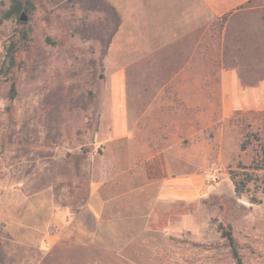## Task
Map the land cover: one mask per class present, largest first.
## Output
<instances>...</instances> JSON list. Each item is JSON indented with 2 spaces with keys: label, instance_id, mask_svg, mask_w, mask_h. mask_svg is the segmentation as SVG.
Instances as JSON below:
<instances>
[{
  "label": "rangeland",
  "instance_id": "374dc122",
  "mask_svg": "<svg viewBox=\"0 0 264 264\" xmlns=\"http://www.w3.org/2000/svg\"><path fill=\"white\" fill-rule=\"evenodd\" d=\"M22 1L29 10L0 25V264H236L223 229H231L243 264H264V110H240L224 119L220 95L224 69H236L246 85L264 81L260 13L240 10L216 19L202 34H191L183 77L177 75L180 65L157 66L156 80L141 79L144 73L154 75L151 64L130 67L138 77L129 82L131 92L136 90L132 101L161 104L167 119L185 127L203 122L206 138H223V150L206 168V181L218 189L194 209L197 227L150 232L116 254L69 240L41 248L38 220L25 217L28 203L40 194V178L46 183L54 179L63 201L80 204L86 196L77 166L102 151L96 138L107 75L117 67L106 64L116 14L108 15L107 0ZM10 5L11 0H0V17ZM133 35L120 34L117 42L127 48L125 37ZM12 42L16 65L10 67L6 54ZM110 55L119 57V52ZM127 55L121 50V59ZM68 152L77 156L70 163L76 171L52 157L45 170L41 155ZM254 157L263 168L239 167L251 165ZM232 170L239 179L253 174L248 192L236 194Z\"/></svg>",
  "mask_w": 264,
  "mask_h": 264
},
{
  "label": "crops",
  "instance_id": "0c3cea01",
  "mask_svg": "<svg viewBox=\"0 0 264 264\" xmlns=\"http://www.w3.org/2000/svg\"><path fill=\"white\" fill-rule=\"evenodd\" d=\"M107 1L111 4L108 15L116 14L117 25L106 64L117 67L107 75L106 103L98 125L96 142L102 151L85 156L77 166L84 175L78 184L85 183L87 190L80 204L63 201L54 179L46 183L40 178V194L28 203L25 217L38 220L41 248L69 240L124 254L150 232L173 233L197 227L194 209L218 189L206 181V168L210 158L221 156L223 138H206L203 122L185 127L171 117L167 119L161 104L132 101L135 88L131 92L129 82L138 77L130 67L151 64L156 72L144 73L141 79L156 80L157 66L180 65L177 75L181 77L188 70L190 35L202 34L216 19L240 10L260 13L264 33V0ZM131 31L134 35L125 37L124 48L117 42L119 35ZM124 49L128 55L121 59ZM113 50L119 57L110 55ZM220 85L224 119L240 110H264L263 80L246 85L236 69H224ZM139 93L147 96L146 90ZM41 157L46 161L45 170L49 171L47 162L52 157L67 161L64 165L76 171L70 165L77 159L74 153ZM60 179L55 178L57 182ZM70 188L69 195L73 192Z\"/></svg>",
  "mask_w": 264,
  "mask_h": 264
},
{
  "label": "trees",
  "instance_id": "16d2710c",
  "mask_svg": "<svg viewBox=\"0 0 264 264\" xmlns=\"http://www.w3.org/2000/svg\"><path fill=\"white\" fill-rule=\"evenodd\" d=\"M29 4H31V3H29ZM28 10H29V8L24 6V3L22 0H11L10 7L6 11H4L0 17V25L5 20L10 19L13 16H17V15L21 14L23 11H28ZM224 16H222V17H224ZM15 51H16V45H15V42H12L11 45L8 47L7 54H6L7 61H8V64L10 67H13L16 65ZM13 91H14V88H13ZM12 97H13V95H12ZM246 148H247V145L244 142H242L240 149L242 151H244ZM255 162H258L256 157L253 158L251 165H249V166L244 165L243 166V164L240 163L239 167H243L244 169H249V170L250 169L254 170V169L263 168V166L262 167L256 166ZM256 167H258V168H256ZM244 175L245 176L243 179H239L236 172H233V170L230 172V179L233 182L234 190H235L237 195H241L245 192H248L249 191L248 185L252 180H254L253 174L246 173ZM262 191L264 192V182H263V186H262ZM255 201H256L255 198L251 199V202H255ZM220 227H222V226H220ZM222 234L230 242L236 264H243L242 257L240 256L238 249H237L236 239H235L231 229H223Z\"/></svg>",
  "mask_w": 264,
  "mask_h": 264
},
{
  "label": "water",
  "instance_id": "95a60500",
  "mask_svg": "<svg viewBox=\"0 0 264 264\" xmlns=\"http://www.w3.org/2000/svg\"><path fill=\"white\" fill-rule=\"evenodd\" d=\"M22 18H23V19H25V17H24V16H23Z\"/></svg>",
  "mask_w": 264,
  "mask_h": 264
}]
</instances>
